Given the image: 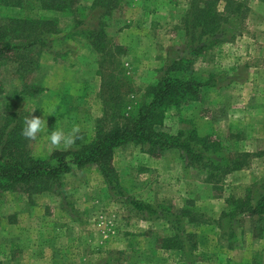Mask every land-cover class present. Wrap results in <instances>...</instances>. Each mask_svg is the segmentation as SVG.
Wrapping results in <instances>:
<instances>
[{
  "label": "rangeland",
  "instance_id": "obj_1",
  "mask_svg": "<svg viewBox=\"0 0 264 264\" xmlns=\"http://www.w3.org/2000/svg\"><path fill=\"white\" fill-rule=\"evenodd\" d=\"M93 1L77 0L80 13H47L56 30L44 34L45 45L33 54L27 81L38 87L34 95L17 94L10 65L0 70V122L8 111L26 117L35 109L33 115L43 117V110L58 105L56 116L46 118L47 132L28 143L33 157L47 156L51 132L74 123L89 139L101 116L99 56L86 38L101 11ZM200 3L117 0L102 19L107 38L121 47L116 59L129 77L127 108L170 60L187 59L183 75L198 81L197 98L169 107L158 128L205 135L216 149L215 162L222 156L240 168L204 173L187 166L177 149L151 154L127 143L113 150L114 187L89 164L30 198L2 191L1 264H264V216L242 209L264 190V0L218 2L212 35L189 30L191 6ZM18 14L0 6V16ZM130 199L150 204L159 217L135 212ZM181 209L190 211L189 221H179ZM175 226L191 234H177L185 248L158 247L157 239L172 236Z\"/></svg>",
  "mask_w": 264,
  "mask_h": 264
},
{
  "label": "trees",
  "instance_id": "obj_2",
  "mask_svg": "<svg viewBox=\"0 0 264 264\" xmlns=\"http://www.w3.org/2000/svg\"><path fill=\"white\" fill-rule=\"evenodd\" d=\"M115 1L117 2H92V7H100L101 11L97 15L99 19L96 26L86 33L88 44L99 56L97 73L101 77L98 98L102 110L101 116L94 123L92 136L87 140H78L75 147L68 151H51L43 158L33 157L28 147L29 141L21 135L24 114L5 112L0 122V192L21 191L30 198L59 186L65 172L89 164H94L103 180L114 187L117 184L116 172L110 162L113 150L127 143L139 145L151 154L170 148L177 149L187 166H193L204 173L209 169H223L227 172L240 168L238 163L229 166L231 159L222 156L215 162L216 149L208 144L205 135L200 136L192 130H180L172 134L158 128L169 107L197 98L198 81L183 75L189 65L187 59L170 60L160 70L157 78L146 84L140 99L134 100L127 108V96L131 92L129 77L116 59L121 47L112 44L107 38L105 21L102 19ZM198 1L201 5H190L189 14L192 19L189 30L198 27L200 33L212 35L218 26L216 4L222 1L224 5H229V0ZM0 6L14 7L19 11L16 16H0V70L10 65L17 79V94L32 96L38 91L36 85L27 81V76L36 65L33 54L39 53L45 45L44 34L56 30L55 19L47 13L72 15L80 13L81 7L77 0H0ZM223 30L220 29V32ZM202 46L197 48L201 49ZM4 91L0 80V97ZM204 181L219 189L216 180L206 176ZM224 202L230 205L231 199L226 197ZM252 202L242 209L250 216H264V190L258 192ZM129 203L137 213L146 214L148 217L155 214L159 217L157 211L148 203L134 199H130ZM189 213V210L181 209L179 221L182 217L189 221ZM226 215L227 211H221L220 217ZM173 228L172 236L157 239L158 247L185 248L184 241L182 238L177 239V234L179 231L184 237L191 234L185 233V229L181 227Z\"/></svg>",
  "mask_w": 264,
  "mask_h": 264
},
{
  "label": "clouds",
  "instance_id": "obj_3",
  "mask_svg": "<svg viewBox=\"0 0 264 264\" xmlns=\"http://www.w3.org/2000/svg\"><path fill=\"white\" fill-rule=\"evenodd\" d=\"M57 106L53 105L47 110H43L44 116L33 115L35 109H32L31 115L24 117L21 135L28 141H36L38 136L46 133L48 130L47 117L56 116ZM84 130L79 123H74L70 130L59 128L53 130L48 136L50 151H68L72 149L78 140H83Z\"/></svg>",
  "mask_w": 264,
  "mask_h": 264
}]
</instances>
